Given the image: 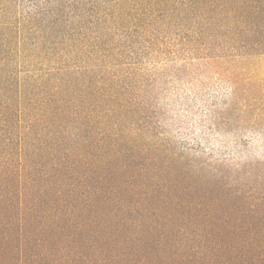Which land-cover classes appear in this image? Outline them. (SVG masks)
<instances>
[{
  "label": "trees",
  "instance_id": "obj_1",
  "mask_svg": "<svg viewBox=\"0 0 264 264\" xmlns=\"http://www.w3.org/2000/svg\"><path fill=\"white\" fill-rule=\"evenodd\" d=\"M202 34L264 55V0H0V264H264V204L121 130L138 57Z\"/></svg>",
  "mask_w": 264,
  "mask_h": 264
},
{
  "label": "rangeland",
  "instance_id": "obj_2",
  "mask_svg": "<svg viewBox=\"0 0 264 264\" xmlns=\"http://www.w3.org/2000/svg\"><path fill=\"white\" fill-rule=\"evenodd\" d=\"M206 41L202 34L195 55L174 42L164 55L138 57L122 133L150 157L179 163L222 209L231 198L264 204V55L208 49Z\"/></svg>",
  "mask_w": 264,
  "mask_h": 264
}]
</instances>
